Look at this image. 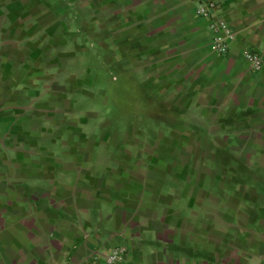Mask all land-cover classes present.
I'll use <instances>...</instances> for the list:
<instances>
[{"label":"crops","instance_id":"obj_1","mask_svg":"<svg viewBox=\"0 0 264 264\" xmlns=\"http://www.w3.org/2000/svg\"><path fill=\"white\" fill-rule=\"evenodd\" d=\"M216 1L224 55L191 0H0V264H108L119 246L117 264H264V70L245 57L264 58V0ZM75 25L172 102L165 146L98 153L69 119Z\"/></svg>","mask_w":264,"mask_h":264},{"label":"rangeland","instance_id":"obj_2","mask_svg":"<svg viewBox=\"0 0 264 264\" xmlns=\"http://www.w3.org/2000/svg\"><path fill=\"white\" fill-rule=\"evenodd\" d=\"M46 1L55 3L57 0H43ZM75 11L81 10L70 9L69 16H74ZM76 25L72 34L59 33L60 40H67L75 53L69 66L70 73L77 76L71 93L74 103L69 119L80 121V128L91 143H95L98 153L111 152L115 149V141L120 140L148 139L156 151L165 146L159 141L162 132L169 136L168 131L174 129L171 121L179 120L176 114L168 111L167 105L172 102L167 103L169 98L158 94L154 80L146 73H136L132 66L125 64L120 67L114 60L109 62L97 39L91 38L92 34H82ZM80 140L77 132L74 141Z\"/></svg>","mask_w":264,"mask_h":264},{"label":"built area","instance_id":"obj_3","mask_svg":"<svg viewBox=\"0 0 264 264\" xmlns=\"http://www.w3.org/2000/svg\"><path fill=\"white\" fill-rule=\"evenodd\" d=\"M197 6L199 16L210 20L211 28L215 32L213 47L219 54H227L232 42L236 38L235 31L230 27L228 21L217 15L219 6L216 0H191ZM245 57L252 64L256 71L264 70V58L251 50L245 51ZM127 253L126 248L116 247L111 254L106 257L108 264H117L123 261Z\"/></svg>","mask_w":264,"mask_h":264}]
</instances>
